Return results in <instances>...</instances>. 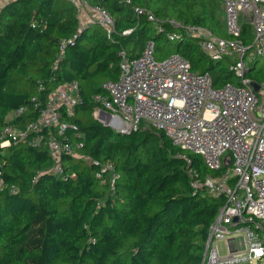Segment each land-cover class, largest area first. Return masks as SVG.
Returning a JSON list of instances; mask_svg holds the SVG:
<instances>
[{"label": "trees", "instance_id": "obj_1", "mask_svg": "<svg viewBox=\"0 0 264 264\" xmlns=\"http://www.w3.org/2000/svg\"><path fill=\"white\" fill-rule=\"evenodd\" d=\"M84 1L109 14V33L94 20L81 26L71 0H9L0 8V130L6 112L21 106L19 121L34 119L59 84L76 81L80 95L59 136L74 150L59 158L61 174L52 171L46 129L36 146L0 147V264H203L223 197L191 182L218 171L161 130L122 134L103 125L93 116V96L117 79L120 51L135 57L148 42L154 53L183 56L216 88L237 83L229 57L211 59L196 37L174 25L199 24L230 37L218 14L222 0ZM239 39L251 42L248 23ZM258 59L247 62L245 76L264 86Z\"/></svg>", "mask_w": 264, "mask_h": 264}, {"label": "built area", "instance_id": "obj_2", "mask_svg": "<svg viewBox=\"0 0 264 264\" xmlns=\"http://www.w3.org/2000/svg\"><path fill=\"white\" fill-rule=\"evenodd\" d=\"M8 1L0 0V8ZM71 1L78 13L88 9L100 14L97 22L108 33L113 28V20L104 9L90 7L84 0ZM222 5L228 38L199 24L174 25L181 27L183 34L196 37L200 49L211 59L229 57V70L237 76V83L216 88L208 73L191 71L189 61L178 53L155 59L153 43L148 42L135 57L119 52L118 77L94 94L98 106L93 116L98 118L100 111L108 113V123L120 133L153 127L180 149L200 155L204 164L218 173L194 180L192 186L203 187L210 196L223 197L208 228L202 263L246 260L264 264V86L258 84L254 89L253 81L245 76L247 62L264 56V0H222ZM148 18L154 19L150 13ZM243 23L251 27L248 44L239 39ZM64 44L62 41L61 49ZM79 102L78 85L71 80L52 89L43 108L30 121L18 119L23 106L7 111L0 147L18 142L36 146L44 139L42 130L46 129L45 144L55 161L52 171L61 174L59 158L74 154V150L59 136L68 126L66 117L74 114ZM103 169H111V165L105 164ZM4 187L0 177V189ZM10 190L16 189L11 186ZM238 235L244 246L242 252L235 240ZM221 240L226 245L223 255L216 245Z\"/></svg>", "mask_w": 264, "mask_h": 264}, {"label": "rangeland", "instance_id": "obj_3", "mask_svg": "<svg viewBox=\"0 0 264 264\" xmlns=\"http://www.w3.org/2000/svg\"><path fill=\"white\" fill-rule=\"evenodd\" d=\"M89 11L93 12V10H89ZM93 13H94V17L96 18V21H99V19L101 17L100 14H98L96 11H94ZM218 14L223 19V17H224V9L220 8V10L218 11ZM223 22H224V20H223ZM241 22H242L241 18H238V23L241 24ZM91 26H93V25H91ZM224 27H225V23H224ZM175 44H176V41L175 40H171L169 42L167 48L169 50H172L174 48ZM160 52H164V51H155V53H154L155 59H163V58H165L167 56V54L160 55ZM258 58H259L258 59V63H261V62L264 61V56H259ZM235 240H236L238 251L242 252V250L244 248L243 242H242V238L238 235V236L235 237ZM222 243H224L223 240H221V241H219L217 243L221 253L225 252V248L222 245ZM232 264H259V263H258V261L249 262V261H246V260H241V261H236V262H234Z\"/></svg>", "mask_w": 264, "mask_h": 264}, {"label": "crops", "instance_id": "obj_4", "mask_svg": "<svg viewBox=\"0 0 264 264\" xmlns=\"http://www.w3.org/2000/svg\"><path fill=\"white\" fill-rule=\"evenodd\" d=\"M223 8V6H222ZM94 12V11H93ZM89 11L88 9H84L80 14H81V17H80V24L81 26H84L85 24H87L88 22H92L93 20L96 21V18L94 17V13ZM224 242V241H223ZM218 243V242H217ZM216 243V245L218 246V244ZM222 245L224 246L225 248V252H220V249H219V246H218V249H219V254L223 255L226 253V245H225V242L222 243Z\"/></svg>", "mask_w": 264, "mask_h": 264}, {"label": "water", "instance_id": "obj_5", "mask_svg": "<svg viewBox=\"0 0 264 264\" xmlns=\"http://www.w3.org/2000/svg\"><path fill=\"white\" fill-rule=\"evenodd\" d=\"M252 85H253L254 89H257L258 88V84L257 83L253 82ZM108 117H109V114L108 113H105L104 111H100L99 117L97 119L103 125L111 127L110 124L108 123ZM122 134H124V133H122ZM204 253H205V249H204Z\"/></svg>", "mask_w": 264, "mask_h": 264}]
</instances>
